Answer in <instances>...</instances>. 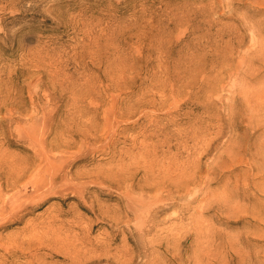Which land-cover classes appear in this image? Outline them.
Wrapping results in <instances>:
<instances>
[{"label":"rangeland","instance_id":"374dc122","mask_svg":"<svg viewBox=\"0 0 264 264\" xmlns=\"http://www.w3.org/2000/svg\"><path fill=\"white\" fill-rule=\"evenodd\" d=\"M0 264H264V0H0Z\"/></svg>","mask_w":264,"mask_h":264}]
</instances>
